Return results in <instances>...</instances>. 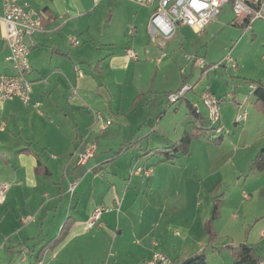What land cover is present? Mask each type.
Here are the masks:
<instances>
[{
    "label": "crops",
    "instance_id": "0c3cea01",
    "mask_svg": "<svg viewBox=\"0 0 264 264\" xmlns=\"http://www.w3.org/2000/svg\"><path fill=\"white\" fill-rule=\"evenodd\" d=\"M3 2L4 0H0V16L3 13ZM17 2L42 13L45 19V31L37 34L31 43V71L28 74L33 82L31 103L25 104L19 98L0 101V123H3L0 129V188L3 183L9 185L4 202L0 204V264H37L38 260L43 264H94L95 258L104 252L108 243L110 247L115 240H120L122 245L124 239L125 252L130 259L133 257V251L129 252L127 248L134 245V254L137 256H134L135 258L130 262L134 264H140L141 261L150 258L154 251L178 258L182 263L201 252L205 249L208 239L204 228L207 216L200 217L198 210L185 211L186 219L183 220L188 221V224L174 223V216L172 219L168 218L171 221L169 227L165 226L163 219L160 221L155 215L147 216L143 210L137 212L129 209L138 199L139 190L128 185L125 187L124 182L120 192L118 180L115 181L116 183L111 182V187L108 188L105 196L102 193L101 198L97 197L96 192L101 183L96 185L93 182L92 192L89 195L91 200L88 198L84 200L89 184L80 178L83 175L80 170L90 162V159L82 163L79 154L92 145L96 149V145L88 143L87 132L91 133L94 127L99 125L100 132H104L109 127L103 128L107 121L105 118L109 117L104 111L109 107L111 112H115L118 105L113 107L111 81L102 83L109 91L112 100L110 99L100 108L102 118L94 124L91 109L95 106L89 104L84 94H82L84 96L77 95L79 84H83L85 88L86 84H90V81L86 83V75L81 66L83 54L90 45L82 47V44L87 39L85 34L95 42L94 33L102 36L101 42L104 45L117 44L115 40L117 38L112 33L114 18L125 21V14L131 12L130 7H125V4L120 3L119 0H17ZM97 4H100L98 8ZM139 8L149 11L148 19L147 22L144 20L145 28L142 26V32L134 26L131 41L123 42L125 55L127 51L125 49L131 47L139 56L142 52L145 55H152L157 53V45H166V41L163 45L155 42L149 32L148 24L153 8L140 6ZM106 13L109 18L103 22L101 15ZM140 14V10H135L133 13L138 23ZM233 20L235 22V19ZM139 26L141 28L140 24ZM179 27H187L195 35L201 34L206 29L196 33L189 26ZM5 32L4 22L0 19V74L10 72L11 69L5 59L8 54ZM72 39L78 43H73ZM99 57L103 60L97 62L94 67L96 70L98 68L104 79L108 70L112 72L118 85L125 84L127 79L133 80L128 63L125 64V59H120L119 53L113 50L111 54ZM75 67L81 70L82 75ZM186 79L187 76L183 74L182 83ZM73 88L77 89V94L73 93ZM143 96H145L144 92L138 94L129 109L135 110L139 107ZM182 101H185L186 110L184 109L183 118L178 119L177 126H174V122L173 124L170 123L171 121L165 122L166 116L163 119L159 116L155 125L151 122V115L144 120L143 124L147 121L148 126H154L150 129L142 127L140 132L143 133L141 140L147 138L149 147L155 145L151 143L152 137L162 139L161 143L166 145L163 147H167L166 143H169V136L172 133L179 139L183 132H192L191 125L195 118L189 114L187 101L194 107L195 103L190 98ZM182 101L175 112L178 113L182 109ZM120 105L118 113L121 114ZM195 108L203 115L197 107ZM195 120V126L201 123L203 127L202 125L205 124L202 119ZM180 126L184 128L182 134L179 132ZM142 142L144 141L140 144ZM140 144L136 148L143 149ZM134 149L135 146L124 152L125 155H134ZM147 151L151 152L145 151L146 157L142 156L143 159L152 157L154 153L153 149ZM39 160L43 163L40 173L37 171ZM103 161L109 159L95 164L97 166L101 163L102 176L105 174L103 168L106 166L103 165ZM150 170L153 172L152 168ZM139 175L134 174L137 177ZM130 178L129 182L134 181L133 176ZM67 179L68 184L63 193L62 186ZM74 183L76 190L72 193L70 187ZM76 193L79 199L74 209V204H70L71 201L68 206L61 207L65 205L64 194L74 197ZM131 196H133L132 202ZM99 205L107 210L102 213L100 221L95 226L89 227L88 221ZM66 221L70 227L65 239L53 248L47 249V243L60 234ZM170 228L178 230L172 233ZM26 248L29 252L24 251ZM211 248L212 252H216L212 254H217L216 257L213 256L212 264H235L233 257L231 261L224 259L217 243ZM210 254L211 252L206 250L208 264L212 259Z\"/></svg>",
    "mask_w": 264,
    "mask_h": 264
},
{
    "label": "rangeland",
    "instance_id": "374dc122",
    "mask_svg": "<svg viewBox=\"0 0 264 264\" xmlns=\"http://www.w3.org/2000/svg\"><path fill=\"white\" fill-rule=\"evenodd\" d=\"M119 2L125 4V7H130L131 12L125 14V21L114 18L112 33L117 38L115 39L117 44L104 45L101 42L102 36L98 33L97 35L94 33L95 42L85 34L87 39L82 44V47L90 45L81 60L86 83L90 81V84H86L85 88L83 84L78 83L81 89L78 86L77 95H85L89 104L98 109L95 107L91 109V115L94 116V113L99 112L111 99L109 91L102 85L111 81L113 107L118 105L115 112H111L109 107L104 111L109 114L105 119L112 121L104 132H100V125L94 127L91 133L87 132L88 143L96 145V149L95 156L80 170L81 174L83 173L80 178L89 184L84 200L87 198L91 200L89 195L93 182L96 185L101 183L96 189L99 198L102 197V193L103 196L106 195L111 182L120 181L117 183L119 191L125 182V187L128 185L139 190L138 199L129 209L137 212L143 210L147 216L155 215L160 221L163 219V224L168 227L171 222L168 218L172 219L174 216V223L188 224L183 218L186 219L185 211L190 210H198L200 217L207 216V221L211 218L214 206L217 205L219 214L213 223L217 232L214 244L217 243L224 259L227 261L232 259V251L228 247L231 244L235 246L249 244L264 256V170L258 168L252 170L254 157L264 148V111L254 105L253 96L255 86L253 81L264 82V21L257 20L252 29L245 31L234 22L232 4L228 3L201 34L195 35L187 27H178L175 35L166 40L165 46L156 44L157 53L145 55L142 52L135 61L123 53V42L131 41L134 26L142 32L149 11L127 0ZM96 6L98 8L100 4ZM135 10H140L141 13L139 23L133 15ZM108 18L107 13L101 15L103 22ZM113 50L120 54V59H125V64L128 63L130 73L134 77L132 81L127 79L125 84L118 85L112 72L106 70L104 79L98 68L96 70L94 67L97 62L103 60L100 55H109ZM229 57L234 60L235 67L228 65ZM158 58L161 59L159 63ZM200 59L206 62L207 71L197 65L196 60ZM183 74L187 76L186 83L192 86L185 93V98L192 99L195 107L203 113L205 118L202 121L205 124L202 126L207 129H196L194 125L196 120L193 119L192 131L201 134L191 142L188 153L179 152L178 157L171 161L164 160V156L154 153L152 157L143 159L142 156L146 157L144 154L146 150L154 151L157 147L160 149L166 146L161 143L162 139L152 137L151 143L155 145L150 147L147 138L141 140L142 127L154 128L148 126L147 121L143 124L144 120L151 115V122L155 125L159 116H162L161 119L166 116L165 122L171 121V124L174 122V126H177L178 119L184 116L185 101L181 100L182 109L177 113L175 110L180 101L171 103L167 95L168 92L174 93L182 87ZM207 89L222 101L219 105V120L225 127L224 134L208 129L212 128L210 114L201 97ZM142 92L145 96L142 97L141 105L135 110H130L133 99ZM119 104L121 114L118 113ZM240 114H246V118L238 120ZM183 129L180 126L181 134ZM221 137L219 142L214 141ZM177 138L172 133L169 136V143L166 144L171 145L173 141L178 140ZM131 141H138L130 147L135 146L134 155H125L124 152L130 148L119 153L122 145ZM141 141H144L142 145ZM139 144L143 149L136 148ZM105 159L109 161H103V165L106 166L103 168L105 174L102 176L101 163L97 166L95 164ZM134 166H145L149 170L152 168L153 172L150 175L141 173L137 177L133 173ZM131 176L134 181L129 182ZM67 184L68 179L62 186L63 193ZM78 194L76 193L74 197L64 194L65 205L61 207L68 206L71 201L74 209L79 199ZM132 199L133 196L130 197L131 202ZM3 202L4 200L0 204ZM160 213L165 216L162 217ZM170 229L172 233L178 230ZM120 244V240H115L110 247L108 243L104 252L102 254L100 252L101 255L95 258L96 262L94 259V264H134L130 263L134 256H137L134 254V245L131 248L128 246L130 249L127 248L129 252L133 251V257L130 259L125 252V239L122 245ZM205 249L211 252L212 264L213 256L216 257L217 254H212L216 252H212L211 247Z\"/></svg>",
    "mask_w": 264,
    "mask_h": 264
},
{
    "label": "built area",
    "instance_id": "2783aa9c",
    "mask_svg": "<svg viewBox=\"0 0 264 264\" xmlns=\"http://www.w3.org/2000/svg\"><path fill=\"white\" fill-rule=\"evenodd\" d=\"M140 7L153 8L149 20V32L155 42L163 45L164 42L173 37L181 25L189 26L194 32H202L212 21H214L221 9L228 3L232 4L235 14L236 24L242 26L245 31L252 29L257 20L264 21V0H129ZM0 19L5 25V43L8 49L6 61L10 65V72L0 74V101L19 98L23 103H31L33 92V82L28 74L31 71L30 53L31 43L34 37L45 31L43 15L36 9L27 5H20L17 0H4L3 13ZM73 43L78 42L74 39ZM128 57L138 60L139 54L135 49L128 48ZM192 57H188L190 59ZM160 62L161 59L159 58ZM197 65L202 66L207 71V64L203 59L196 60ZM228 65L236 66L232 57H229ZM220 66V65H215ZM76 71L82 75L81 70L75 67ZM192 86L185 83L178 91L168 95L170 102H177ZM73 93L77 94V89L73 88ZM203 101L209 111V118L214 129L219 134H224L225 127L220 123V102L209 89L203 92ZM101 112L94 113V124L101 120ZM246 118V114H240L238 120ZM219 123V126L217 124ZM111 125L107 120L103 128ZM3 123H0L2 129ZM82 163L95 156V146H91L79 154ZM151 170L144 166H137L133 169L134 174L144 173L150 175ZM9 186L3 184L0 188V202L4 200L5 193ZM76 190V183L72 184L70 191ZM107 209L96 207L88 221V226H95L101 219V215ZM24 251H28L26 248ZM37 264H43L38 260ZM140 264H183L177 259H173L165 253L154 251L152 256L141 261Z\"/></svg>",
    "mask_w": 264,
    "mask_h": 264
},
{
    "label": "trees",
    "instance_id": "16d2710c",
    "mask_svg": "<svg viewBox=\"0 0 264 264\" xmlns=\"http://www.w3.org/2000/svg\"><path fill=\"white\" fill-rule=\"evenodd\" d=\"M45 22V19L43 18V23ZM45 25V23H44ZM186 83V81L183 82L182 86ZM253 96H254V105L257 107H260L264 111V82L262 81H253ZM180 89V88H179ZM172 92H168L167 95L171 94ZM185 99V95L179 99V101ZM172 103V102H171ZM176 103V102H175ZM187 108L189 110V114L194 117L195 119H198L200 121L201 119L203 120V115L197 111V109L194 107V105L187 101ZM212 128L208 129H215L216 126L211 123ZM196 129H207L201 126H195ZM201 134V133H200ZM196 131H185L183 134L180 136V138L176 141H174L171 145H168L167 147H163L160 149H156L154 154H161L164 156V160L171 161L174 160L175 158L178 157V153H188L190 149L191 142L195 139L198 138L200 135ZM221 138L215 139V142H219ZM138 141L128 143V144H123L121 147V150L119 153L122 151L130 148L134 143L137 144ZM151 152L147 151L146 153ZM43 166L42 161H38V166H37V171L40 173L41 168ZM258 168L259 170H264V148H262L254 157L253 163H252V170ZM218 206L215 205L213 208V211L211 213V218L205 222V230L208 236V243L205 246L207 247H212L214 245V241L217 238V232L214 229L213 223L214 221L218 218ZM69 227L68 222L66 221L63 229L61 230L60 234L57 237H54L52 240H50L47 244L48 247L47 249L53 248L55 245L59 244L62 242L65 237L67 236L69 232ZM210 238V240H209ZM231 251H232V257L234 259L235 264H264V256L260 255L256 250L249 244H241L238 246L235 245H229L228 246ZM45 248V249H46ZM44 251V250H43ZM193 260L190 262V264H208L207 261V255H206V249H203L201 252L194 254Z\"/></svg>",
    "mask_w": 264,
    "mask_h": 264
},
{
    "label": "water",
    "instance_id": "95a60500",
    "mask_svg": "<svg viewBox=\"0 0 264 264\" xmlns=\"http://www.w3.org/2000/svg\"><path fill=\"white\" fill-rule=\"evenodd\" d=\"M193 260V257H190L188 259H186L183 264H190V262Z\"/></svg>",
    "mask_w": 264,
    "mask_h": 264
}]
</instances>
